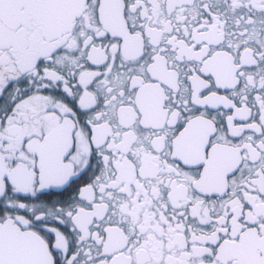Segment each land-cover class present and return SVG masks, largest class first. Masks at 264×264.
I'll return each instance as SVG.
<instances>
[{
	"label": "snow or ice",
	"instance_id": "snow-or-ice-1",
	"mask_svg": "<svg viewBox=\"0 0 264 264\" xmlns=\"http://www.w3.org/2000/svg\"><path fill=\"white\" fill-rule=\"evenodd\" d=\"M0 264H264V0H0Z\"/></svg>",
	"mask_w": 264,
	"mask_h": 264
}]
</instances>
